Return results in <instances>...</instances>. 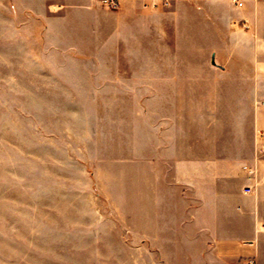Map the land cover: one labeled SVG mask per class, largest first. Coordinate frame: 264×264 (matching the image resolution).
I'll use <instances>...</instances> for the list:
<instances>
[{
	"label": "crops",
	"instance_id": "0c3cea01",
	"mask_svg": "<svg viewBox=\"0 0 264 264\" xmlns=\"http://www.w3.org/2000/svg\"><path fill=\"white\" fill-rule=\"evenodd\" d=\"M117 1L0 0V41H134L136 236L172 264H264V0Z\"/></svg>",
	"mask_w": 264,
	"mask_h": 264
},
{
	"label": "rangeland",
	"instance_id": "374dc122",
	"mask_svg": "<svg viewBox=\"0 0 264 264\" xmlns=\"http://www.w3.org/2000/svg\"><path fill=\"white\" fill-rule=\"evenodd\" d=\"M133 42L0 41V264H172L135 234Z\"/></svg>",
	"mask_w": 264,
	"mask_h": 264
},
{
	"label": "built area",
	"instance_id": "2783aa9c",
	"mask_svg": "<svg viewBox=\"0 0 264 264\" xmlns=\"http://www.w3.org/2000/svg\"><path fill=\"white\" fill-rule=\"evenodd\" d=\"M100 3L106 7H109L111 9H115L118 7V1L117 0H100ZM261 138V135L259 136ZM260 155H264V145L261 146L258 152ZM251 173L254 172V170L249 169ZM264 181V178H263ZM248 264H254L252 261L249 262Z\"/></svg>",
	"mask_w": 264,
	"mask_h": 264
}]
</instances>
